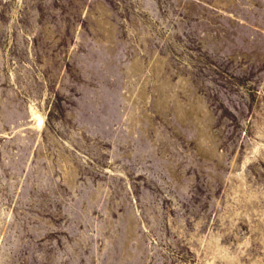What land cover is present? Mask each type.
Here are the masks:
<instances>
[{"label": "rangeland", "instance_id": "obj_1", "mask_svg": "<svg viewBox=\"0 0 264 264\" xmlns=\"http://www.w3.org/2000/svg\"><path fill=\"white\" fill-rule=\"evenodd\" d=\"M0 264H264V0H0Z\"/></svg>", "mask_w": 264, "mask_h": 264}]
</instances>
